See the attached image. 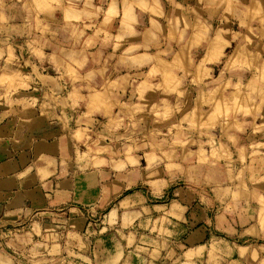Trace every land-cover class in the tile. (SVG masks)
<instances>
[{"label":"rangeland","instance_id":"rangeland-1","mask_svg":"<svg viewBox=\"0 0 264 264\" xmlns=\"http://www.w3.org/2000/svg\"><path fill=\"white\" fill-rule=\"evenodd\" d=\"M126 2L131 11L132 0H0L3 54L17 57L23 73H36L33 103L51 110L68 104L64 126L76 127L68 163L94 175L101 191L99 206L79 209L81 220L70 213L33 225L0 222V263L104 264L101 249L124 241L141 215L125 212L137 196L150 209L177 201L182 220L199 221L205 212L216 221L248 217L258 231L230 240L242 247L243 263L233 260L264 264V0L254 1L257 15L245 16L243 27L227 22L229 42L211 72L201 63L197 79L191 65L177 78L158 80L154 69L144 79L148 67L134 65L132 77L119 81L108 24L93 11H121ZM186 232L179 229L181 242ZM23 234L19 241L31 250L15 254L12 240ZM227 242L213 231L208 254L203 244L187 250L182 243L175 262L227 264ZM125 257L114 262H156L139 251Z\"/></svg>","mask_w":264,"mask_h":264},{"label":"crops","instance_id":"crops-1","mask_svg":"<svg viewBox=\"0 0 264 264\" xmlns=\"http://www.w3.org/2000/svg\"><path fill=\"white\" fill-rule=\"evenodd\" d=\"M254 1L242 0L240 6L236 0H132L131 11H127L130 2H126L123 10L122 6L119 8L121 11L93 13L108 24L110 45L114 43L117 50L115 70L123 72L115 71L116 80L130 79L134 65L137 69L148 67L141 74L144 79L156 69L158 80L180 77L191 65L193 77L197 79L203 74V71L197 72L201 63H206L204 68L211 72L212 64L218 61L216 58H222L219 49L229 42L227 22L233 20L242 26L247 24L245 16L257 15L259 9ZM1 48L0 222L33 225L46 223L53 217L67 219L70 213L81 220L79 209L99 206L101 191L94 175L77 173L68 163L67 150L71 142H76V127L72 130L64 126L70 107L62 104L59 109L51 110L50 105L33 103L37 94L33 78L36 73H23L19 59L4 55ZM199 50L203 52L196 56ZM156 65L163 66L161 72ZM22 76L28 80L26 84L21 82ZM135 198L125 212L133 215L141 211V215L132 219L131 226L121 236L123 243H113L100 250L106 256L104 264H116L117 256L121 262L132 251L141 252L142 258L155 256L156 262L147 264H177L175 257L182 243L187 250H197L195 246L203 244V248L199 247L208 254L213 231H220L228 241L229 253L223 255L228 258L227 264H242V247L234 246L230 240L252 238L250 231H258L246 216L228 215L216 221L207 215L206 209L199 221L182 220V206L175 200L150 209L145 200ZM144 222L146 226H142ZM139 225L142 232L136 230ZM181 228L187 229L183 242L178 236ZM110 232H114L113 227L103 236L108 238ZM27 236L31 242L32 234ZM21 237L25 234L12 240L11 250L15 254L31 250L30 245L19 241ZM234 255L242 263L233 260Z\"/></svg>","mask_w":264,"mask_h":264},{"label":"bare ground","instance_id":"bare-ground-1","mask_svg":"<svg viewBox=\"0 0 264 264\" xmlns=\"http://www.w3.org/2000/svg\"><path fill=\"white\" fill-rule=\"evenodd\" d=\"M216 101V100H215ZM41 149V148H40ZM42 151V150H41Z\"/></svg>","mask_w":264,"mask_h":264}]
</instances>
